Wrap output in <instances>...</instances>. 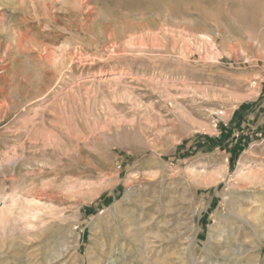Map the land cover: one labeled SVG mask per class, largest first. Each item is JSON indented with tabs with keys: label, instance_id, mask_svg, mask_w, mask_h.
<instances>
[{
	"label": "rangeland",
	"instance_id": "obj_1",
	"mask_svg": "<svg viewBox=\"0 0 264 264\" xmlns=\"http://www.w3.org/2000/svg\"><path fill=\"white\" fill-rule=\"evenodd\" d=\"M0 264H264V0H0Z\"/></svg>",
	"mask_w": 264,
	"mask_h": 264
}]
</instances>
